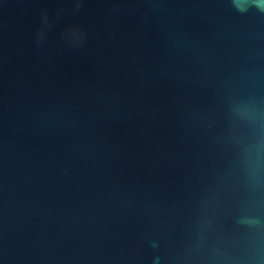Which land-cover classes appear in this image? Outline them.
Instances as JSON below:
<instances>
[{
  "label": "water",
  "instance_id": "1",
  "mask_svg": "<svg viewBox=\"0 0 264 264\" xmlns=\"http://www.w3.org/2000/svg\"><path fill=\"white\" fill-rule=\"evenodd\" d=\"M0 264H264V0H0Z\"/></svg>",
  "mask_w": 264,
  "mask_h": 264
}]
</instances>
